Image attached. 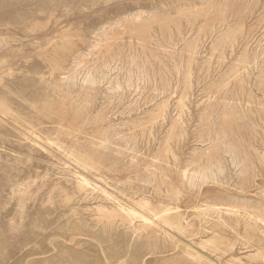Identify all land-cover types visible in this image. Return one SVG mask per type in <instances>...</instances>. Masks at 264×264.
I'll return each instance as SVG.
<instances>
[{
	"label": "rangeland",
	"instance_id": "1",
	"mask_svg": "<svg viewBox=\"0 0 264 264\" xmlns=\"http://www.w3.org/2000/svg\"><path fill=\"white\" fill-rule=\"evenodd\" d=\"M0 264H264V0H0Z\"/></svg>",
	"mask_w": 264,
	"mask_h": 264
}]
</instances>
